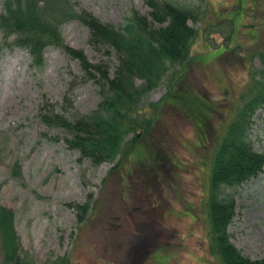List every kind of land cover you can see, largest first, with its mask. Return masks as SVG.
<instances>
[{
	"label": "rangeland",
	"instance_id": "1",
	"mask_svg": "<svg viewBox=\"0 0 264 264\" xmlns=\"http://www.w3.org/2000/svg\"><path fill=\"white\" fill-rule=\"evenodd\" d=\"M73 1L115 26L133 10L142 15L150 12L145 0ZM171 1L196 13L197 20L188 22L196 31L191 57L201 60L185 66L183 81L175 73L164 79L145 97L143 106L160 104L168 87L171 91L186 85L192 87L195 98L221 106L227 116L241 105L250 67H260L256 53L264 48V0ZM62 35L91 63L108 64L113 75L115 57L89 45L86 27L71 21L62 26ZM226 36L229 41L223 46ZM43 56L41 69L32 67L23 49H5L0 56V204L14 211L22 248L34 263L64 258L69 264H128L131 245L141 241L146 231L159 233L161 246L142 264H221L211 251L209 156L204 158V150L198 147L204 140H197L199 132L193 123L169 105L145 136L141 133L134 151L144 152L146 144V162L156 153L158 160L167 159L169 173L148 180L153 185L148 194L131 177L133 187L127 199L121 175L133 172L130 160L116 172H111L109 163L95 168L86 160L79 162L78 153L67 149L64 134L39 120L43 104L53 105L59 113L87 114L100 100L92 81L79 83L68 93L71 82L83 74L77 60L55 47L45 49ZM181 70L182 66L176 69ZM67 94L72 108L63 102ZM250 142L254 151H264V108L253 117ZM15 163L19 175L12 172ZM142 181L148 184L145 178ZM72 203L88 204L80 224L68 207ZM151 203L161 210L159 224L147 212ZM235 204V217L228 227L231 242L251 259L264 258V169L237 189ZM0 264H5L1 249Z\"/></svg>",
	"mask_w": 264,
	"mask_h": 264
},
{
	"label": "trees",
	"instance_id": "2",
	"mask_svg": "<svg viewBox=\"0 0 264 264\" xmlns=\"http://www.w3.org/2000/svg\"><path fill=\"white\" fill-rule=\"evenodd\" d=\"M145 3L150 8L148 15L133 10L122 24L115 26L77 7L73 0H3L0 56L5 49H23L30 56L32 67L41 69L45 64L44 50L55 47L77 60L83 74L79 81L71 82L68 93L77 84L92 81L100 97L96 108L87 114L68 115L56 112L53 105L43 104L39 120L64 134L67 149L78 153L79 162L86 160L95 168L109 163L111 172H116L124 161H132L134 170L126 171V175L136 177L146 194L153 189L152 178L169 173L167 159L162 162L155 153L146 162V144L144 152L134 151L138 138L129 137L138 131L146 134L163 108L170 105L180 111L198 130V138L204 140L198 145L205 152L203 157L209 156L208 216L212 253L221 264H264V258L245 256L231 242L232 235L228 232L235 217L237 189L264 169V151H254L250 142L253 117L264 108V48L256 53L260 67H250L247 92L240 96L241 105L227 112V116L221 106L195 98L192 87L186 85L171 91L168 87L164 100L147 109L143 103L151 91L174 73L183 81L185 66L201 57H191L196 31L188 22L197 20L194 11L171 0H145ZM71 21L87 28L88 43L95 51L115 57L113 75L108 64L91 63L82 50L65 43L62 26ZM228 41L229 36H226L222 45ZM180 66L181 72L176 71ZM169 97L175 100L169 102ZM63 102L72 108L68 94L64 95ZM12 172L20 174L17 163L12 166ZM142 178L146 179V186ZM68 207L75 211L77 223H82L88 204L72 203ZM0 249L5 264H35L22 248L14 211L1 204ZM45 264L69 262L58 258Z\"/></svg>",
	"mask_w": 264,
	"mask_h": 264
},
{
	"label": "flooded vegetation",
	"instance_id": "3",
	"mask_svg": "<svg viewBox=\"0 0 264 264\" xmlns=\"http://www.w3.org/2000/svg\"><path fill=\"white\" fill-rule=\"evenodd\" d=\"M126 188H125V193H126V197L128 199V196L130 194V191L133 187V185L131 184L130 179L128 178V180H126ZM124 195L122 197V199L124 200ZM154 203H151V208L147 209V212L151 215V218L154 219V221L159 224L160 219L162 217L161 215V210L159 208H157L156 206H152ZM190 218L192 220H195V217L190 215ZM146 228V224H144L141 227V230H143V228ZM159 233H148L146 231H144V233L141 236V241H139L138 243H135L133 245H131V255L129 258V263L128 264H142L145 259L148 257V255L158 246H160L161 244H159L158 242H160V240L158 239Z\"/></svg>",
	"mask_w": 264,
	"mask_h": 264
}]
</instances>
